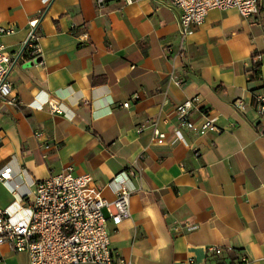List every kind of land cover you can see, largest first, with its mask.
Returning <instances> with one entry per match:
<instances>
[{"label": "crops", "instance_id": "crops-1", "mask_svg": "<svg viewBox=\"0 0 264 264\" xmlns=\"http://www.w3.org/2000/svg\"><path fill=\"white\" fill-rule=\"evenodd\" d=\"M180 14L158 0H0V26L14 28L0 42L23 51L9 74L22 105L0 102V171L12 167L0 179V208L14 221L29 219L37 181L72 164L109 201L122 186L131 192V216L108 221L124 259L264 264V113L255 102L264 93V4L249 17L211 10L184 39ZM34 19L40 51L27 56ZM195 96L193 119L213 114L218 131L180 126L175 106ZM153 125L164 142L152 140ZM0 256L29 264L8 243Z\"/></svg>", "mask_w": 264, "mask_h": 264}, {"label": "built area", "instance_id": "built-area-1", "mask_svg": "<svg viewBox=\"0 0 264 264\" xmlns=\"http://www.w3.org/2000/svg\"><path fill=\"white\" fill-rule=\"evenodd\" d=\"M108 1L95 0L98 6ZM123 1L132 3L137 0ZM158 1L171 3L181 9L179 26L182 39L193 34L195 27L204 22L211 10L235 8L241 15L249 17L257 14L264 4V0ZM38 21H30V31L24 45L27 51L32 50L34 54L40 51ZM13 32L12 27L0 26V35ZM22 52L12 54L0 42V102L8 106L22 105L9 79L11 69L19 61ZM199 102V96H195L175 106L174 112L180 126L200 134L218 131L217 117L213 114L204 113L200 123L193 119V114L201 110ZM255 102L258 111L264 113V93L256 94ZM129 104L127 101L124 106L128 107ZM233 104L238 108L241 106L239 100ZM48 105L52 112L62 111L55 99H48ZM142 130L138 129L139 132ZM165 138L166 133L153 125L152 140L162 143ZM11 174L12 167L7 166L0 171V179L7 180ZM116 194L114 200H107L91 174H77L72 164L67 165L60 172L36 182L31 215L27 221H14L6 209L0 208V244L8 243L17 252H27L29 264H135L121 257L111 245L109 219L118 225L131 216L129 189L122 186ZM104 209L108 210L109 216L105 215ZM210 251L221 255L224 248L214 245ZM247 260L246 256L241 257V262ZM0 264H7L5 257L0 256Z\"/></svg>", "mask_w": 264, "mask_h": 264}, {"label": "trees", "instance_id": "trees-1", "mask_svg": "<svg viewBox=\"0 0 264 264\" xmlns=\"http://www.w3.org/2000/svg\"><path fill=\"white\" fill-rule=\"evenodd\" d=\"M26 53H27L26 54L27 56H31V55L34 54L32 50H28ZM259 72H260V66L259 65H255L254 66V73H255V75L257 76L259 74Z\"/></svg>", "mask_w": 264, "mask_h": 264}]
</instances>
